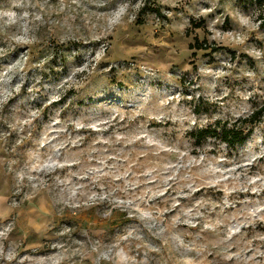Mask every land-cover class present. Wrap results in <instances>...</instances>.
<instances>
[{"label":"rangeland","instance_id":"374dc122","mask_svg":"<svg viewBox=\"0 0 264 264\" xmlns=\"http://www.w3.org/2000/svg\"><path fill=\"white\" fill-rule=\"evenodd\" d=\"M0 264H264V0H0Z\"/></svg>","mask_w":264,"mask_h":264},{"label":"trees","instance_id":"16d2710c","mask_svg":"<svg viewBox=\"0 0 264 264\" xmlns=\"http://www.w3.org/2000/svg\"><path fill=\"white\" fill-rule=\"evenodd\" d=\"M198 47L208 48L209 46L204 43H198ZM259 113H260L259 109L255 110L251 115L243 118V120L246 123L250 122L252 124L254 118ZM236 125L234 126L223 125L222 128H211V127L201 128L195 133V135L197 136V133H199L200 135H218L228 143H234V141H236L237 143H242L246 139L247 134L251 132V128L247 132H244V130H242V127H238Z\"/></svg>","mask_w":264,"mask_h":264}]
</instances>
